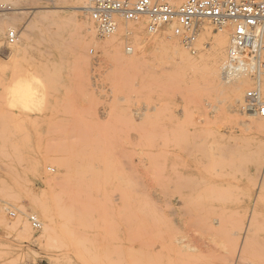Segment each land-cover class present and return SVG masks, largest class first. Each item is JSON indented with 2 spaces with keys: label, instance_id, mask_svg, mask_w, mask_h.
<instances>
[{
  "label": "rangeland",
  "instance_id": "1",
  "mask_svg": "<svg viewBox=\"0 0 264 264\" xmlns=\"http://www.w3.org/2000/svg\"><path fill=\"white\" fill-rule=\"evenodd\" d=\"M5 2L0 16L11 12ZM77 4L20 0L14 30L29 42L17 56L0 31V212L31 230L12 232L0 219V264H264V132L251 124L264 119L242 110L255 79L247 73L238 104L199 73L216 36H226L227 52L230 26L204 19L211 33L198 32L194 53L173 37L188 56L202 55L193 76L169 68L178 57L147 37L146 21L126 23L141 30L120 35L117 51L99 47L108 37L94 25L96 38L82 45L67 19H90ZM32 199L49 210L50 229Z\"/></svg>",
  "mask_w": 264,
  "mask_h": 264
},
{
  "label": "built area",
  "instance_id": "2",
  "mask_svg": "<svg viewBox=\"0 0 264 264\" xmlns=\"http://www.w3.org/2000/svg\"><path fill=\"white\" fill-rule=\"evenodd\" d=\"M87 14L102 38L112 35L120 20L136 22L146 17L149 32L175 24L174 34L187 47H191L194 28L200 19H209L219 27L230 22L233 28L228 68L248 71L252 77L264 72V0H187L177 8L166 0H90ZM16 40V31H10L8 43ZM245 104L247 112L264 117V98L258 87L246 92ZM28 219L33 228L40 227L35 216Z\"/></svg>",
  "mask_w": 264,
  "mask_h": 264
},
{
  "label": "bare ground",
  "instance_id": "3",
  "mask_svg": "<svg viewBox=\"0 0 264 264\" xmlns=\"http://www.w3.org/2000/svg\"><path fill=\"white\" fill-rule=\"evenodd\" d=\"M5 1H8V2H10V7H7L6 8V10H9V11H11V12H9V13H4V14H2L1 16H0V31L2 32V33H4V31L5 30H7L8 31V33L10 32V31H15L14 29L16 28V21H17V17H16V15H19V14H22V13H24V12H22V10L20 11V9L17 7L18 5H19V1L20 0H0V2L2 3V2H5ZM22 1H27V0H22ZM77 1V5L76 6H73V7H71V9H73L74 11H76V13H79L80 15H84V14H87V9H88V7H89V4H90V0H89V4H87V0H76ZM128 1H130V2H134V1H136V0H128ZM173 8H177V7H179V6H181L182 4H184L187 0H185L183 3H181L180 5H178V6H174V5H172L168 0H166ZM181 0H172V2H174V3H177V2H180ZM0 3V4H1ZM6 3V2H5ZM32 9H35L36 10V8H32ZM38 10H39V8H37ZM43 9V8H42ZM34 10V11H35ZM48 10V9H47ZM41 11V10H40ZM40 11H35V12H31V13H37V12H40ZM43 11H46V10H44L43 9ZM90 18V17H89ZM38 19H44L45 21H47L48 23H51V24H53V25H61V24H63V22L65 21L63 18H61V17H59V16H56V15H54V14H50V15H48V14H40L39 16H38ZM67 19H72V20H74V24L76 25L75 27H77V30H78V32H79V38L78 39H81V44L83 45V39H86V38H88L89 40L90 39H95L96 38V32H95V29H96V26H95V24H94V22L92 21V19L90 18V19H85L84 20V22H78V20H77V16L75 15V14H73V15H70V16H68L67 17ZM204 19L205 18H203V19H200L199 20V22L196 24V26H195V28H194V40L192 41V44H190L191 45V47H187V46H184V45H182L181 43V46L184 48V49H186V50H189V51H191L192 53H194V44H195V42H196V37H197V35H199V33L201 32V30L202 29H204V32H203V35H209L210 33H211V31H210V26L204 21ZM207 20H209V19H207ZM147 22V24H148V20H147V18L146 17H142V18H140L138 21H136V22H125V21H123V20H120L119 21V23H118V26H117V29L115 30V32L112 34V35H110L109 37H108V39H106L105 41H103L102 42V44L99 46L101 49H112V52L113 51H117L118 50V48H119V45H120V43H119V41H118V39H119V36L120 35H122L123 33H131L132 35H133V37L136 39V38H138V33L140 32V30H141V27H140V25L138 26V27H133V28H130V29H126L125 28V26L128 24V23H144V22ZM210 21V20H209ZM211 22V21H210ZM127 23V24H126ZM212 23V22H211ZM213 24V23H212ZM229 25L230 26V33H229V36H230V39H229V47H228V49H227V52L225 53V50H226V36L225 35H223V34H220V35H218V36H214L215 38H214V41L212 42V44H211V48H210V54H209V60H208V66H207V69H206V72H203V68L205 69V67H201V65H202V59L200 58L202 55H200L199 57H190V56H188L187 54H186V52H185V50H183L182 48H180L179 46H180V44H179V46H178V44H177V42H176V40L175 39H173V37H178L179 38V41H180V36H177V35H175L174 34V32H173V29H174V26H175V24H172V25H164V26H161V27H159V28H163L164 30L162 31V30H155V31H153V32H149L150 34H149V36H147V37H149V39H153V40H157V42H158V44L160 45V47H162V49L164 50L163 52H165L166 50L167 51H169L170 53H172L173 54V56L174 55H177V59H176V61L174 62L173 61V63H172V65H171V67H169V68H172V70L174 71H178L179 73L181 72H188L190 75H195L197 72H198V70H199V68L202 70L201 72L199 71V73H203V74H207L206 75V77H209V79L211 80V82L212 83H214V82H216V84L219 82V84H220V81H222V83H221V85L224 87L223 89H225V90H227L228 91V93H229V96H230V98L232 99V101L234 102V103H241L242 102V95H243V92H244V88L246 87L247 88V86H248V84L250 85V83H248V81H249V77H248V75H247V73H249L248 71H245V70H240V69H232V68H228V66H229V64H228V66H227V63H228V53H229V50H230V48H231V46H232V44H231V39H232V28H233V25L230 23V22H228V23H226V24H224V26H215L214 24V26L216 27V29L217 30H224L223 28L226 26V25ZM93 25H94V27H95V29H94V27H93ZM143 26V25H142ZM200 29V30H199ZM203 31V30H202ZM18 32V31H17ZM16 32V33H17ZM199 32V33H198ZM1 33V34H2ZM28 35H29V33H28V31H25V34H24V36H23V39H19L18 37V39L16 40V42L13 44V47H14V51H13V56H17V55H19L22 51H23V49L28 45V42H29V37H28ZM98 37H100L99 35H98ZM100 38H102V37H100ZM146 38V37H145ZM147 40V39H146ZM92 41V40H91ZM198 41H199V39H198ZM211 41V40H210ZM151 42V41H150ZM181 42V41H180ZM76 44H78V43H76ZM199 44V43H198ZM81 45V46H82ZM8 46V45H7ZM12 46V45H11ZM76 47H78V45L76 46ZM204 47V46H203ZM74 48H75V46H74ZM79 49V48H78ZM161 49V50H162ZM166 49V50H165ZM82 49H81V47H80V51H81ZM125 50L126 51H130L131 50V48L130 47H126L125 48ZM166 51V52H167ZM78 52V51H77ZM209 52V51H208ZM81 53V52H80ZM198 53V52H197ZM79 54V53H78ZM77 54V55H78ZM166 54V53H165ZM171 54V55H172ZM12 56V57H13ZM173 56H171V57H173ZM12 57H11V60H12ZM14 58V57H13ZM176 58V57H175ZM167 59H168V57H167ZM172 59V58H171ZM10 60V61H11ZM14 60V59H13ZM12 60V61H13ZM170 60V59H169ZM173 60V59H172ZM171 62V61H170ZM167 63V62H166ZM165 65V64H164ZM170 65V64H169ZM165 67H166V65H165ZM237 68V67H236ZM164 69V68H163ZM166 69V68H165ZM170 70V69H169ZM172 70H170V72L172 71ZM202 74V75H203ZM261 74H264V72H261L257 77H253L254 79H255V82H254V86L252 87V88H250V89H248L247 91H249V90H251V89H254L255 87H258L259 89H260V95H261V97L262 98H264L263 96H262V86L264 87V78H262L261 77ZM182 75V74H181ZM188 77V76H187ZM196 78V77H195ZM221 79V80H220ZM263 84V85H262ZM262 85V86H261ZM245 88V89H246ZM246 91V92H247ZM246 92H245V94H246ZM245 94H244V107L242 108V110H245V111H247L246 110V104H245ZM250 115H253V114H251V113H249ZM253 116H255V115H253ZM258 117V116H257ZM260 118H263L264 119V117H260ZM247 121V120H246ZM259 121V120H258ZM261 121V120H260ZM264 121V120H263ZM249 123V122H248ZM251 124L253 125V127L256 129V130H258L259 132H264V122H256L255 120H252L251 121ZM250 124V125H251ZM251 125V126H252ZM249 126V125H248ZM257 139V138H256ZM262 144V143H261ZM182 146V145H181ZM257 147V146H256ZM258 148V147H257ZM260 149V148H259ZM259 149H257L261 154H262V152L259 150ZM254 152H255V149H254ZM256 153V152H255ZM47 168V170H51L50 168H48V167H45V169ZM64 169V168H63ZM66 169H64V171H65ZM54 172V174H51L50 175V177L48 178V179H45V184H46V186L49 188V189H51L52 187H54V184H55V182L57 181V179L60 177V172H61V169H58L57 171H55V170H53ZM40 172L41 173H46V172H44V168L42 167L41 169H40ZM263 181H264V179H262ZM262 183V182H261ZM176 184V183H175ZM168 185V184H167ZM166 185V186H167ZM173 185V184H172ZM177 185V184H176ZM170 186V185H169ZM167 189H169V188H167ZM172 191V190H171ZM167 193V191H166V187H165V194ZM164 194V195H165ZM178 196V195H177ZM173 197V196H172ZM177 200H178V198H176ZM169 200V199H168ZM32 201H33V204L32 205H34L35 207H37L38 208V210H39V212H40V214H41V218H42V224L44 225V227L48 230V229H50L51 228V226H52V221H53V219H52V217H51V214H50V212H49V210L43 205V204H41V203H39V202H37L36 200H33L32 199ZM149 205H150V200H149ZM163 203V202H162ZM161 203V204H162ZM168 203H169V201H168ZM143 204H144V202H143ZM154 204V203H153ZM166 204V203H165ZM165 204H163V205H165ZM176 204H177V201H176ZM145 205V204H144ZM148 205V204H147ZM149 205L148 206H146V207H148L149 208ZM152 205V204H151ZM169 206V205H168ZM176 206H178V205H176ZM164 207V206H163ZM148 208H146V209H148ZM183 208V207H182ZM153 209H154V207H153ZM158 209V208H157ZM157 209H156V211H157ZM178 209H180L179 208V206H178ZM150 210V209H149ZM185 210V209H184ZM151 211V210H150ZM170 211V210H169ZM180 211H182V210H180ZM149 212V211H148ZM147 212V213H148ZM162 212V211H161ZM167 212V211H166ZM184 212V211H183ZM142 213V212H141ZM151 213V212H150ZM152 213H154L153 211H152ZM174 213V212H173ZM156 214V213H155ZM160 214V213H159ZM148 215H149V213H148ZM154 215V214H153ZM188 215H189V213H188ZM145 216H146V219H148L149 218V216H147V214H145ZM163 216V214L161 215V217ZM141 217V216H140ZM148 217V218H147ZM188 217V216H187ZM150 218H151V216H150ZM149 218V219H150ZM165 218V217H164ZM163 217H162V219H164ZM184 218V217H183ZM203 218H204V216H203ZM0 219H2V221H4V224H5V226H6V228H8L9 230H11L12 232H15V231H20V230H23V231H29V233L31 232V230H30V228H29V226H28V224H27V222H26V220H24V219H22V218H17L16 220H14V221H6L5 219H4V216H3V213H2V211L0 212ZM149 219L146 221L147 223H148V221H149ZM152 219L153 218H151V221L150 222H152V224H153V221H154V219H153V221H152ZM156 219H157V217H156ZM167 219V218H166ZM189 218H187V220H188ZM197 219V218H196ZM208 219V218H207ZM211 219V218H210ZM216 219V218H215ZM140 220V219H139ZM158 220H159V218H158ZM186 220V221H187ZM162 221V220H161ZM199 221V220H198ZM155 222V224L158 222H156V221H154ZM194 222V221H193ZM143 223V222H142ZM146 223V224H147ZM168 222H166V224H167ZM171 223H172V221H171ZM138 224V223H137ZM145 224V225H146ZM161 224V223H160ZM192 224H194V223H192ZM191 223H190V225H192ZM196 224V223H195ZM123 225V224H122ZM141 225V224H140ZM157 225V224H156ZM162 225V224H161ZM161 225H159L160 227H161ZM182 225V224H181ZM143 226H144V224H143ZM147 226V225H146ZM150 226V225H149ZM158 226V227H159ZM151 227H152V225H151ZM143 228V227H142ZM146 228V227H145ZM147 228H149L148 226H147ZM146 228V229H147ZM167 228V227H166ZM250 228V227H249ZM138 229V228H137ZM136 229V230H137ZM151 229V228H150ZM150 229H147V230H149V232L151 231ZM159 229V228H158ZM158 229L156 230V232L158 231ZM180 229V228H179ZM125 230V229H124ZM140 230H142V229H140ZM144 230V229H143ZM181 230V229H180ZM249 230V229H248ZM16 232V233H17ZM137 232V231H136ZM141 232V231H140ZM230 232V231H229ZM45 233V232H44ZM148 233V232H147ZM146 233V234H147ZM164 233V232H163ZM149 234H152V233H149ZM148 234V235H149ZM158 234H160L159 236H161V233H159L158 232ZM178 235H179V233H177ZM162 235H164V234H162ZM176 236V237H179V236ZM182 235V234H181ZM215 235V234H214ZM230 235V234H229ZM146 236V235H145ZM144 236V237H145ZM176 237H175V239H176ZM147 238H148V236H147ZM152 238V237H151ZM167 238V237H166ZM180 238V237H179ZM182 238H184V237H182ZM182 238H180L181 240H184V239H182ZM157 239V238H156ZM169 239V238H168ZM179 239V240H180ZM149 240H151V239H149ZM148 240V241H149ZM172 240H173V237H172ZM178 240V241H179ZM168 241H171L170 239L168 240ZM178 241H175L174 242V240H173V242L174 243H177ZM185 241V240H184ZM200 241V240H199ZM150 242V241H149ZM186 242V241H185ZM170 243V242H169ZM179 243H181V241L179 242ZM190 244V243H189ZM176 245V244H175ZM178 245V244H177ZM182 245V244H181ZM181 245H180V247H181ZM184 245V244H183ZM189 247V246H188ZM205 247V246H204ZM175 248V247H174ZM183 248V247H182ZM190 249H191V247H189ZM184 249H186L185 247H184ZM190 249H189V251H190ZM161 250V249H160ZM180 250H181V248H180ZM179 250V251H180ZM183 250V249H182ZM178 251V249H177V252H179ZM191 252V251H190ZM193 252V251H192ZM194 253V252H193ZM181 254V253H180ZM232 254H234V253H232ZM236 254V253H235ZM128 255V254H127ZM210 255V254H209ZM181 256V255H180ZM199 256V255H198ZM202 256H203V254H202ZM219 256V255H218ZM200 257V256H199ZM206 257V256H205ZM201 258V257H200ZM208 258H210V257H208ZM226 258V257H225ZM186 259V258H185ZM212 259V258H211ZM150 260V259H149ZM208 260V259H207ZM126 261H127V259H126ZM144 261V260H143ZM197 262H198V260H197ZM231 262V261H230ZM224 264V263H223ZM236 264V263H235Z\"/></svg>",
  "mask_w": 264,
  "mask_h": 264
}]
</instances>
